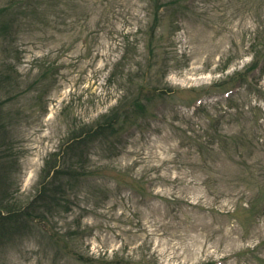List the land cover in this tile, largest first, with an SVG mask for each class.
<instances>
[{
  "label": "rangeland",
  "instance_id": "rangeland-1",
  "mask_svg": "<svg viewBox=\"0 0 264 264\" xmlns=\"http://www.w3.org/2000/svg\"><path fill=\"white\" fill-rule=\"evenodd\" d=\"M262 56L264 0H0V264H264Z\"/></svg>",
  "mask_w": 264,
  "mask_h": 264
},
{
  "label": "trees",
  "instance_id": "trees-1",
  "mask_svg": "<svg viewBox=\"0 0 264 264\" xmlns=\"http://www.w3.org/2000/svg\"><path fill=\"white\" fill-rule=\"evenodd\" d=\"M13 202H14V200H12V199H9L8 198V200H7V204H6V207H11L12 205H13ZM1 207V206H0ZM6 207L4 208V210L6 211V212H8V209H6ZM4 210H2V212L4 211Z\"/></svg>",
  "mask_w": 264,
  "mask_h": 264
}]
</instances>
